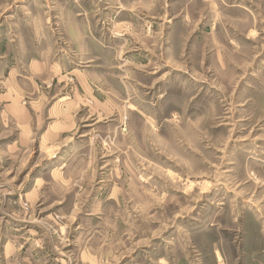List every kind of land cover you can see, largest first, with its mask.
<instances>
[{
	"label": "rangeland",
	"instance_id": "374dc122",
	"mask_svg": "<svg viewBox=\"0 0 264 264\" xmlns=\"http://www.w3.org/2000/svg\"><path fill=\"white\" fill-rule=\"evenodd\" d=\"M0 264H264V0H0Z\"/></svg>",
	"mask_w": 264,
	"mask_h": 264
}]
</instances>
